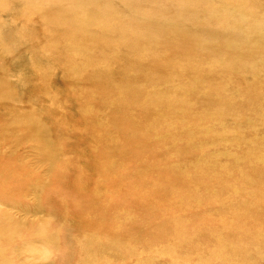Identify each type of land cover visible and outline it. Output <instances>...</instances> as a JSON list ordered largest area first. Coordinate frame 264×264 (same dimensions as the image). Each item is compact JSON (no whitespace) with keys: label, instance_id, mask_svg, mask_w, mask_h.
<instances>
[{"label":"bare ground","instance_id":"bare-ground-1","mask_svg":"<svg viewBox=\"0 0 264 264\" xmlns=\"http://www.w3.org/2000/svg\"><path fill=\"white\" fill-rule=\"evenodd\" d=\"M186 1L188 0H172V4L179 8L183 6L180 2ZM193 2L204 6H223V17L215 23V30L209 33L212 39L208 43L216 46L213 59L201 58V50L190 47L189 38L181 40L175 48L171 47V41L166 38L161 39L158 45L151 36H145L134 48L128 50L132 55L129 59L126 57V61L114 54L104 58L103 64L89 73L83 68L79 55L84 52L97 54L98 51L90 50L91 47L101 51L102 46H107L83 40L82 34L78 32L73 39L79 42L74 43L88 44L62 47L61 51L69 56V65L62 73L74 75V79L83 76L87 78L85 95L74 93L72 89L75 85L66 80L63 81V86L59 85L57 76L49 70L40 72L44 66L31 56L30 62L22 63L31 67L30 73H21L14 77L12 71L15 69H10L14 65L3 61L4 55L0 53V198L5 199L4 201L15 203L22 198V194L14 197L16 188L22 187L23 190L31 184H44L35 178L32 170L19 164L18 160L5 158L12 154L11 149H16L3 144H17L12 139L16 126H9L17 119L24 125L26 133L27 122L33 129L38 130L37 137L32 138V142L36 143L35 149L39 150L41 160L48 167L57 161L54 155L59 148H51L41 139L42 132L35 120L54 116L53 114L67 115L68 120L78 122V127H66L70 136L75 137L73 141L69 140L74 146L84 144V134H97L101 130L88 128L89 124L83 121V117L96 119L105 116L111 125L117 126L120 130L119 143L108 149L109 158L105 161L103 157L100 166L116 170L118 178L126 177L123 163L128 157L127 153L131 150L133 152L131 154L138 167V172L134 173L136 181L120 192L134 198L133 203L138 207L136 214L141 216H133L127 211L117 214L119 221L112 224L108 232L113 237L112 243L104 242L100 235H93L86 243L87 264H111L125 261L131 255L145 257L144 264H251L255 254L249 252L250 248H257L258 244L264 245V221L258 220L259 215L256 213L264 208L262 194L259 190H254L257 200L248 203V200L253 201L250 192L242 194V189L226 188L229 186L227 184L264 185V141L261 137L264 135V70L259 68L264 67V0ZM64 4L69 5L68 0ZM106 14H109L108 10ZM260 14L263 19H259ZM84 21H91L90 14L85 15ZM23 23L26 24L18 30L23 35L34 30L38 33L45 30L41 24L35 25L28 20ZM49 29H58L62 32L58 37H61L69 34L71 25L64 22L52 26L49 23ZM35 45L40 50L44 48L39 44ZM7 51L14 50L7 48ZM56 65L57 63L53 67ZM174 67L179 69L175 77L185 79L186 90L167 96L159 92V87L163 86L164 91L171 89L168 77ZM113 71L122 74L119 80L114 79L111 74ZM95 76L103 78V84L98 83L95 86L97 82L91 78ZM162 77V81L153 86V82ZM114 93L118 95L116 100L110 97ZM154 97L159 99L156 103ZM168 97L171 103L165 102ZM122 101L129 102V105L122 103L117 106L113 103ZM19 102L25 105L29 104L27 102H42L49 109L38 113L31 109L17 112L14 108L20 109L23 106ZM64 102H88V105L79 110L81 117L76 118L72 117V111L64 106ZM51 119L54 121L59 117ZM205 122H211L216 127L223 123L217 129L220 135L227 131L237 135L242 126L253 130H244L247 133L258 134V137L239 140L246 142H241L240 149L230 150L232 153L241 151L245 154V164L242 166L244 170L239 172L240 177L233 176L231 170H226V166L221 169L216 167L209 172V163L205 166L193 162L181 164V156L191 153L186 149L190 144L211 138V132L206 130L199 133L190 130L192 127H203ZM225 123L232 125L226 127ZM98 136L103 139L101 135ZM260 140L263 144L262 151L256 146ZM204 141L206 140L202 142ZM248 142L253 144L248 145ZM88 145L98 148L94 143ZM253 152L254 155H250ZM87 165L89 166L86 162L81 164L72 160L73 168H69V171L52 168L53 174L48 188L55 200L51 203L62 207L72 203L77 207L80 201L88 198L102 199L105 203L99 208L100 221L107 216L108 204L111 203V197L107 194L111 192L109 188L113 187V181L108 174H102L101 169L98 171L100 180H94L90 176L85 178L81 169L87 168ZM253 170L258 171L257 177H254ZM22 171L25 173L20 174ZM151 171L152 175L146 174ZM209 174L212 177L208 178ZM191 195L198 196L194 205L191 197H187ZM201 201L203 205L200 204ZM45 202L46 200L44 204ZM113 202L120 208L129 204L125 199ZM220 205L224 209L222 212L215 207ZM190 212L193 215L195 212H207L204 215L206 220L194 219L188 215ZM226 212L232 217L229 218ZM1 215L2 212L0 264H13L8 247L11 241L22 238L21 230L26 238H41L45 245L50 243V237L54 238L57 234L55 231L47 233L42 229H20L13 219L7 220ZM150 218L156 220L150 222L153 231L149 233L143 227L145 220ZM125 228L129 242L133 241L128 245L118 241V234ZM144 233H149L154 240L157 239V243H139L145 236ZM130 235L133 240H130ZM250 237L254 238V243L249 240ZM139 263L143 264L140 261Z\"/></svg>","mask_w":264,"mask_h":264},{"label":"rangeland","instance_id":"rangeland-1","mask_svg":"<svg viewBox=\"0 0 264 264\" xmlns=\"http://www.w3.org/2000/svg\"><path fill=\"white\" fill-rule=\"evenodd\" d=\"M64 1L66 0H0V53L4 55V58L1 57L3 61L14 65V68H10L11 71L15 69L14 72L12 71V76L17 77L21 73H30L31 67L22 63L25 61L30 62L31 56L37 60V63L44 66L40 69V72L49 70L53 75L57 76L59 85L63 86V81L66 80L68 83L75 85V88L73 87L72 89L74 93L85 95L87 91L84 87L86 86L87 78L83 76L74 79V75L62 73L69 65V56L61 51L62 47H80L81 45L88 44L83 42L74 43L79 42L73 39L78 32L82 34L83 40H91L100 46L103 44L107 46L106 48L102 46L103 49L101 51L91 47L90 50L98 51L97 54L84 52L79 55L83 68L89 73L93 69H98L103 64L104 58H108L114 54H118L122 60L126 61V57L129 59L132 55L128 50L134 48V45H137L145 36H151L158 45L161 39L166 38L171 41V47L175 46V48H177L181 40L189 38V46L200 49L201 58L213 59L215 57L216 46L208 43L212 39V35H209V33L215 30V23H218V19L223 17L222 5L209 4L204 6L194 3L193 0H188L184 3L180 2L183 6L178 8L172 4V0H68L69 6L65 5ZM218 3L223 4V2ZM107 10L108 15L106 14ZM209 13L210 15L207 16ZM86 14H90L91 16V21L88 23L84 21ZM259 19H263L261 14ZM25 20L31 21L35 25L41 24L45 30L39 31V33L34 30L23 35L18 30L26 24L23 23ZM64 22L71 25V30L66 36L58 37L62 34L61 31L49 29V23L55 26L58 23ZM154 29H156V32ZM35 44H39L44 48L40 50ZM7 48L14 51H7ZM112 48H116L117 50H112ZM137 54L135 53V55ZM56 63V67H53ZM259 68L264 70V67ZM178 73V67L172 68L168 77L171 81V89L164 91L163 86H160L159 89L161 91L159 92L170 96L177 91L182 92L186 90L185 79L180 80L175 77ZM111 74L115 80H119L122 76L119 71H113ZM91 78L97 82L95 86H98V83L103 84V78L99 76ZM162 79L163 77L156 79L153 82V86L159 84ZM34 85H38V83H34ZM56 87L59 88L58 85ZM117 96L116 93L110 94V97L115 100ZM153 99L154 103L159 100L157 97ZM165 102L171 103L170 98H166ZM19 103L23 106L20 109L14 108L17 112L31 109L38 113L49 109V106L42 105V102H27L29 104L26 105L23 102ZM64 103L66 104L64 106L72 111V117L76 118L81 117L79 110L88 105V102ZM113 103L117 106L122 105V103L123 105H129V102L123 101ZM53 115L35 120L42 132L41 139L48 143L51 148H59L56 155H54L57 161L52 166L48 167L41 160V153L35 149L36 143L32 142V138L37 137L38 130L33 129L28 122L26 124L28 133H26L25 127L20 120L12 121L9 126H16L12 139L17 144L14 146L6 143L3 144V146L8 148H16L10 150L12 154L6 156V159L18 160L19 164L32 170L35 178L44 184H39V186L31 184L30 186H25L23 190L22 187L16 188L14 197L22 194V198L18 199L15 203L4 201L5 199L0 198V212L4 215L1 216L6 217L7 220L12 221L13 219L20 229H42L47 233L53 231L57 233L54 238L50 237V243L45 245V242H42L41 238L35 236L26 238V235L21 230L22 238L14 242L11 241L8 247L10 261L13 264H87L86 243L89 242L93 235H100L103 237L104 242L112 243L113 237L108 232L112 224L115 225L116 221H119L117 214L120 212L124 214L127 211V213H131L133 216H141V214H136L138 207L133 203L134 198L124 192H120V190L128 188L132 185V182L135 183L136 181L134 173L138 172V167H136V161L131 154L133 153L132 150L129 152L126 149H121L129 152L127 153L128 157L125 159V163H123L126 177L118 178L119 174L116 170L112 168L108 169L104 165L103 167L100 166V161L103 157H105V161L109 158L107 157L108 149L119 143L120 130L118 127L111 125L105 116L97 117L96 119L83 117V121L89 124L88 128L101 129L97 134L101 135L103 139H100L97 134L86 133L82 137L84 144L74 146L69 140L75 137L70 136L69 132L66 131V127H78V122L68 120L67 115ZM55 116H58L59 119L53 121L51 118ZM219 125L222 126L223 123ZM225 125L229 127L232 124L225 123ZM219 127H216L211 122H205L203 127H192L190 130L193 132L199 133L206 130L211 132L212 135L209 139H203L206 140L204 142H202L203 140H199L190 144L186 149L191 153L187 156H181L180 160L183 162L181 164L193 162L196 165L205 166L209 163L211 166L209 172L215 170L216 167L217 169H221L223 166H226V170H231L233 176L240 177L241 174L239 172L242 173L244 170L242 166L245 164V154L241 151L232 153L230 150L240 149L241 142H246L239 140L258 137V134L247 133L244 130L251 129L242 126L239 129L241 132L237 135H233L229 131L220 135L217 133ZM261 137H263L264 141V135ZM249 142L248 145L253 144ZM90 143H94L98 148L88 145ZM152 146L156 145L152 144ZM256 146L259 151H262L263 144L261 140ZM100 149H103V152H100ZM250 155H254V152ZM72 160L81 164L84 162L89 164L87 168L81 169V173L84 174L85 178L90 176L94 180H100L101 177L98 171L101 169L102 174L106 176L108 174L111 181H113V187L109 188L111 192L107 194L111 197V203L108 204L105 219L100 221L98 219L100 215L99 208L103 207V203H105L102 199L88 198L80 201L77 207L72 203L66 204L63 207L59 204L51 203L55 200L48 188L53 174L52 168L55 167L56 169L69 171V168H73L71 166ZM253 171L254 177H257L258 171ZM24 173L25 171L20 172V174ZM146 174L152 175V171ZM210 177H212V174L208 175V178ZM242 184L244 185L227 184L229 186H226V188L233 190L242 189V194L250 192V198L253 201L248 200V203H254L257 200L254 197V193L256 192L254 190H259L262 194L261 198L264 199V185ZM187 197H191L190 200H192L193 205L198 200V196L191 195ZM118 199H125L129 204L120 208L113 202V200ZM200 204L203 205L204 203L201 201ZM215 207L220 212L224 211L222 205ZM262 209H260L262 211L256 212L259 215L257 219L260 221H264V208ZM206 213L195 212L193 215L190 212L188 215L194 219L206 220L204 219L206 218L204 217ZM226 215L229 218L232 217L229 212H226ZM146 218L147 216L144 217V219ZM168 219L170 220L171 218ZM155 220L152 218L145 220L143 228L150 233L153 231V226L150 222ZM126 232L127 228L118 234L120 236L118 237V241L121 244L126 243L128 245V243H132L133 241L129 242ZM149 233H144L145 236L139 240V243L149 244L153 241L154 244L157 243L158 240L152 239ZM130 237V240L134 239L132 235ZM249 240L254 243L253 237H250ZM256 251H258L257 254L255 253ZM249 252L255 254L251 260V264H264L263 244H258L257 248H250ZM144 260L145 257L143 256L137 257L136 255H131L125 261L111 262V264H140L139 261L144 264ZM98 264L104 263L99 262Z\"/></svg>","mask_w":264,"mask_h":264}]
</instances>
